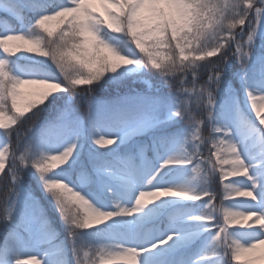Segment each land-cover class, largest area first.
I'll return each instance as SVG.
<instances>
[{
	"label": "snow or ice",
	"instance_id": "snow-or-ice-1",
	"mask_svg": "<svg viewBox=\"0 0 264 264\" xmlns=\"http://www.w3.org/2000/svg\"><path fill=\"white\" fill-rule=\"evenodd\" d=\"M258 97L264 0H0V264H264Z\"/></svg>",
	"mask_w": 264,
	"mask_h": 264
},
{
	"label": "trees",
	"instance_id": "trees-1",
	"mask_svg": "<svg viewBox=\"0 0 264 264\" xmlns=\"http://www.w3.org/2000/svg\"><path fill=\"white\" fill-rule=\"evenodd\" d=\"M12 23L14 24L15 21H13ZM82 106H85V105H82ZM32 122H33V121H31V120L26 121V122L21 126V128L24 127L25 125H27V126L29 127L30 124H31ZM26 129H27V128H26ZM203 135L207 136V135H208V131L205 130V131L203 132ZM204 155H205V156L208 155V149H207V148L204 149ZM30 179H31L30 177H27V176L25 177L26 182H29ZM31 182H32V184H33V186H34V183H35L34 180H32ZM212 187H213V190H215V191L217 192V198H216V200H215L214 202H215L217 205H219V203H220L219 193H220V191L222 190V186H221L220 183H219V178H218V176H217V177H214V178L212 179ZM4 194H5V189H4L2 186H0V200L3 199ZM50 215H51L52 219L54 220V222H55L57 228L60 230V234H61V236H63V237L66 238L67 234H66V232H64V230H63V228H62V226H61V224H60V218L57 216V214L55 213V211H51V210H50Z\"/></svg>",
	"mask_w": 264,
	"mask_h": 264
},
{
	"label": "rangeland",
	"instance_id": "rangeland-1",
	"mask_svg": "<svg viewBox=\"0 0 264 264\" xmlns=\"http://www.w3.org/2000/svg\"><path fill=\"white\" fill-rule=\"evenodd\" d=\"M154 82H155V83H159L158 80H157V81H154ZM139 87H143V85H139ZM258 105L261 106L262 110H264V100H260L259 97H258ZM84 107H86V106H82V108H84ZM26 128H28L27 125H25L24 127H22V128H21V131L24 132V131L26 130ZM12 143H13V145H15V143H16V138H15V136H13ZM212 189H213V187H212Z\"/></svg>",
	"mask_w": 264,
	"mask_h": 264
}]
</instances>
